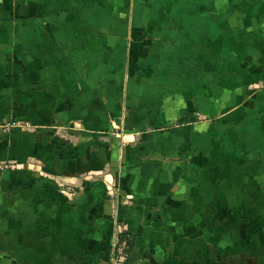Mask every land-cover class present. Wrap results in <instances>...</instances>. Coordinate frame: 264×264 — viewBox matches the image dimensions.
I'll use <instances>...</instances> for the list:
<instances>
[{
    "label": "crops",
    "instance_id": "crops-1",
    "mask_svg": "<svg viewBox=\"0 0 264 264\" xmlns=\"http://www.w3.org/2000/svg\"><path fill=\"white\" fill-rule=\"evenodd\" d=\"M0 121V264H264V0H4Z\"/></svg>",
    "mask_w": 264,
    "mask_h": 264
},
{
    "label": "rangeland",
    "instance_id": "rangeland-1",
    "mask_svg": "<svg viewBox=\"0 0 264 264\" xmlns=\"http://www.w3.org/2000/svg\"><path fill=\"white\" fill-rule=\"evenodd\" d=\"M147 96H149V94H146ZM245 95V94H244ZM160 100V99H159ZM164 110V108H163ZM165 111V110H164ZM160 115H161V110H160ZM197 114L195 117L197 118V122H201V121H206V120H209L205 117V115H199ZM130 116L133 120L134 116L136 115H127V117ZM199 117V119H198ZM145 118H150V115H147ZM159 119H161V116H159ZM114 121V122H113ZM132 122V121H131ZM176 123H179V122H175ZM209 123V122H208ZM208 123H206V125L208 126ZM165 125V124H158V125H155V126H135V125H126V124H118L115 122L114 118H112V129L107 131V133H110L109 134V137H120L121 140V144L122 142L124 143V145H129V144H132V143H135L136 139L134 138V135H138V134H142V133H149V132H167L169 131L170 133L174 132L173 129L177 128L178 125ZM209 131V130H208ZM115 175H118V173H115ZM110 195H111V198L113 200H116L118 199V197L121 196V191L119 190L118 186H116L115 184L111 183V189H110ZM119 223V222H118ZM119 226L120 224H118L117 228V233H116V242H119V238L121 236H118L119 235ZM118 234V235H117ZM124 237V236H123ZM124 239V238H123ZM120 253L118 252L117 255H119ZM121 255V254H120Z\"/></svg>",
    "mask_w": 264,
    "mask_h": 264
},
{
    "label": "built area",
    "instance_id": "built-area-1",
    "mask_svg": "<svg viewBox=\"0 0 264 264\" xmlns=\"http://www.w3.org/2000/svg\"><path fill=\"white\" fill-rule=\"evenodd\" d=\"M4 0H0V8H1V4L3 3ZM22 123H18V122H3L0 121V131L2 132H8L11 131L13 129H15L16 127L21 126ZM8 166V163L5 162H0V169H3L5 167ZM118 246L124 247L125 246V241L123 240L121 243H119Z\"/></svg>",
    "mask_w": 264,
    "mask_h": 264
},
{
    "label": "trees",
    "instance_id": "trees-1",
    "mask_svg": "<svg viewBox=\"0 0 264 264\" xmlns=\"http://www.w3.org/2000/svg\"><path fill=\"white\" fill-rule=\"evenodd\" d=\"M120 238H121V240H120V241H122V240H123V236L121 235V237H120ZM128 241H129V240H128ZM129 244L131 245V242H130V241H129Z\"/></svg>",
    "mask_w": 264,
    "mask_h": 264
}]
</instances>
